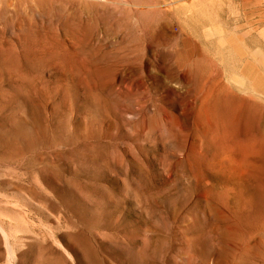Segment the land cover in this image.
I'll use <instances>...</instances> for the list:
<instances>
[{
	"label": "rangeland",
	"instance_id": "rangeland-1",
	"mask_svg": "<svg viewBox=\"0 0 264 264\" xmlns=\"http://www.w3.org/2000/svg\"><path fill=\"white\" fill-rule=\"evenodd\" d=\"M12 1L0 173L49 178L83 264H264V0Z\"/></svg>",
	"mask_w": 264,
	"mask_h": 264
},
{
	"label": "bare ground",
	"instance_id": "bare-ground-1",
	"mask_svg": "<svg viewBox=\"0 0 264 264\" xmlns=\"http://www.w3.org/2000/svg\"><path fill=\"white\" fill-rule=\"evenodd\" d=\"M15 7L13 8L15 9ZM20 172L21 170L19 172L15 170L12 177L9 175L11 178L0 173V189L21 196V200L15 202L2 194L0 197V264H28L27 256L41 252L56 255L67 263L83 264L82 243L78 241L75 243L80 253L71 246L70 230L74 223L71 225L67 220L69 212L66 210V205L60 203L61 205L59 204L60 206L56 208L53 200H55V196L59 197V195L50 185L49 178L34 171L29 175V180L27 179L25 184L24 173L22 175ZM10 193L9 195H11ZM17 198L19 197L17 196ZM41 201L45 204L44 212L48 215L47 217H53L52 212L57 210L63 219L61 222V217L60 220L58 217V220L55 218L48 230L45 228L46 226L44 227L46 232L37 228L35 219V213ZM19 202H23L24 205L22 206ZM81 212L76 214L79 221L83 219V215L81 214L82 218L80 216Z\"/></svg>",
	"mask_w": 264,
	"mask_h": 264
}]
</instances>
